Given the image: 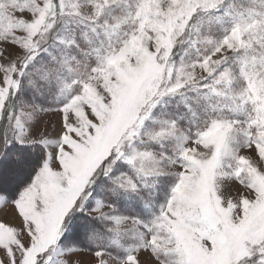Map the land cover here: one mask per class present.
<instances>
[{
    "label": "snow or ice",
    "instance_id": "1",
    "mask_svg": "<svg viewBox=\"0 0 264 264\" xmlns=\"http://www.w3.org/2000/svg\"><path fill=\"white\" fill-rule=\"evenodd\" d=\"M0 264H264V0H0Z\"/></svg>",
    "mask_w": 264,
    "mask_h": 264
}]
</instances>
